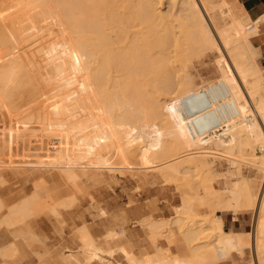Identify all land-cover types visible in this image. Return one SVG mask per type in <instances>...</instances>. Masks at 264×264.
Returning <instances> with one entry per match:
<instances>
[{
	"label": "bare ground",
	"instance_id": "6f19581e",
	"mask_svg": "<svg viewBox=\"0 0 264 264\" xmlns=\"http://www.w3.org/2000/svg\"><path fill=\"white\" fill-rule=\"evenodd\" d=\"M202 14L197 0H0V119L10 122V127L16 120L21 129L32 120L53 127V131L76 127L81 136L72 142L61 139L66 146H58L53 161L69 180L80 177L76 168L85 159L87 168L95 164L106 168L113 155L122 161L123 168L131 166L136 155L140 156L139 164L149 168L151 163L167 160L162 163L167 165L162 166L163 173L172 178L187 170L210 173L209 158L214 155L238 162L249 157L264 174V75L256 64L259 50L246 34L243 20H234L230 28L218 32L234 67L231 60L223 63L225 71L220 79L201 89L191 88L189 72L183 73L186 69L180 66V73L178 64L176 68L172 64L178 53L194 49L207 52L214 46ZM150 124H156L159 131L154 142L146 136L151 144L144 148L146 128L141 132L140 127ZM10 127L8 131L15 130ZM12 137L3 140L0 136V148L12 151L16 146L17 151H30L32 144ZM256 146L262 154L255 153ZM39 150L36 145L31 151ZM39 157L37 165H43V156ZM250 183L235 182L236 190L231 191L236 202L232 199V205L219 204L216 198L221 194L215 196L214 190L206 201L240 213L258 206L254 245L262 264L264 197L256 194V186L252 188ZM206 186L208 191L212 189ZM38 198L35 191L16 207L30 211L35 202L37 207ZM214 219L202 221L205 236L199 237L204 231L194 225L183 231L185 240L193 243L192 256L208 259L209 264L225 262L234 251L243 256L250 245L245 238L248 234L226 232L223 219ZM11 220L19 222L21 218ZM207 237L213 242L202 240ZM88 245L95 247L90 235ZM123 250L131 264L153 263L132 256L127 248ZM159 256L155 264H171Z\"/></svg>",
	"mask_w": 264,
	"mask_h": 264
},
{
	"label": "rangeland",
	"instance_id": "374dc122",
	"mask_svg": "<svg viewBox=\"0 0 264 264\" xmlns=\"http://www.w3.org/2000/svg\"><path fill=\"white\" fill-rule=\"evenodd\" d=\"M197 1L201 12H203L202 15L205 17V23L212 31L214 46L210 47L212 49H207V52L200 50L198 51L199 54L197 51L195 52L198 49H194L191 53L185 51L188 53L187 55L183 52V54L178 53L172 58L174 67L178 64V67H175L177 71L180 72L178 69L181 66L186 69L183 73L189 72L188 75L191 78L189 87L192 85L191 88L201 89L206 84L209 85V82L220 79L223 71H225L223 67L225 64L223 63L229 62L231 60L229 57L231 56H229L228 52H225L227 50L225 46H222L224 43L219 40L221 36L218 32L219 30H225L226 27L230 28L234 20H243L246 34L255 41L254 44L259 50L257 61L264 75L262 49L256 44V40L261 36L260 28L257 27L254 31H250L248 29L251 24L250 19L246 20L244 13L230 0H211L208 1L207 5L203 3V0ZM224 1L228 3L231 10L224 7V5L226 6ZM231 61L229 64L231 63L230 65L232 66L233 61ZM180 69L182 70V68ZM234 72L237 73L236 71ZM236 76L247 95L248 93L242 81L237 74ZM262 93L264 94V90H262ZM248 95L247 98L252 103ZM164 110L166 111V107ZM32 121L34 122L31 123ZM32 121H30V125L28 124L29 127L26 126L21 129L22 124L20 126L16 120L11 122L10 127L8 126L10 122L4 123L0 119V136L3 140L14 136L16 138L14 139L15 141L17 139H19V142L26 140L27 144H32L29 148L30 151L22 150L21 148L17 151L16 146H13L14 149L12 151L0 148V264H131L130 259L128 258V260L122 254L121 250L123 248L125 250L127 248L132 256L136 255L135 257L146 259V261L150 259L149 261L154 264L155 261H160L156 260L158 255H161L158 259L167 260L171 264L175 263V261L177 262L176 264H209L208 259L201 257V259H197L192 256L193 243H188L185 240L183 231L190 229L194 225L193 228H197L202 232L205 227L202 221L208 218H216L214 220L217 221L218 217L223 219L226 231L236 233L250 232L248 234L250 237L247 235L250 240L247 236L245 237L248 244L250 242V245L243 256L234 251L231 254L232 257L225 262H214L212 264L260 263L254 245V226L259 215L258 206L252 210H249L250 207H248L241 213L234 210L226 211V209L221 207L228 203L234 204L233 191L236 190L235 182H238L239 185L244 180L251 182L252 188L256 186L254 189L255 192L257 191L256 194L261 198L264 197V174L258 169L259 166L254 160L248 157V159L238 162L237 160L233 161L231 158H226V156L218 155V157L216 155V157L214 155V157L209 158L212 165V173L194 172L185 169L184 171L187 170L188 172L180 173L178 176L176 174L177 178H172L163 173L164 168L162 166L164 164L162 163L167 160L151 163L153 165L150 164L151 167L149 168V165L144 167L145 164H139L140 156L136 155L131 159L132 163L129 166L131 168H123L122 161L113 155L107 165L109 167L106 168H100L99 166L101 165L96 164L87 168L89 163L85 159L86 161L84 160L76 168L80 177L76 180H69L63 175L62 168L55 166L53 162L56 159L55 152H57L58 146V149H62L64 145L66 146V143H64L65 139H61L66 138V140L69 139L72 142L79 137V134L81 136V132L74 127L67 131H62L59 128L57 129L59 133H57L56 129V131H53V127L46 128L42 123L40 125V121ZM155 125H146L148 128L140 127V130L142 129L141 132H144L146 128L143 133L146 139L142 136L144 138L143 143L145 144L146 141L148 143L143 144L144 148L157 138L156 131L159 130ZM8 127L15 130L10 132L7 129ZM158 128L163 131L160 127ZM51 132H55L54 137ZM67 132L66 137L64 134ZM146 132L147 134L149 132V134L146 135ZM56 133L57 135H55ZM150 134L152 135L150 136ZM59 135L60 137L58 138ZM146 136H149V140L152 138L150 142ZM167 137L168 135L165 136V138ZM20 139L22 140L20 141ZM62 141L63 144L61 143ZM36 145L37 147L39 145L40 150L38 152L31 151L33 146L35 147ZM258 146H256L255 153L262 154ZM34 152L38 154L35 153V155ZM41 155L45 163L37 165V161L41 160L39 157ZM44 164H46V167ZM158 164L161 166H158ZM40 166H43V168ZM165 166L167 165L165 164L163 167ZM93 172H105L115 177H108L100 182L86 180ZM208 184L212 186L211 192L208 191L209 186L208 188L206 186ZM8 185L13 188V191L19 190V192L12 195V212L8 216V222H6L5 217L9 213L7 206L9 194L5 188ZM26 188H28V195L26 194ZM35 191L38 192L40 198V203L37 201L38 205H36L37 207L41 205L40 208L35 206L36 202L34 206H31L33 208L30 211H24L22 208L16 207ZM212 191L215 196L221 194V198H216V200L220 201L219 204H222L219 206L220 208L216 207V204L210 206L206 201L207 197H209L208 194L211 196ZM59 202H63L64 205L62 206V203L60 204ZM56 203L60 204V206H57ZM50 205L55 207L53 208L54 211L50 209ZM10 218L13 220L21 218V220L12 223ZM176 219L181 221H176ZM37 221H43L44 224L32 227L31 222L35 223ZM180 224H182L181 228H179ZM8 225L14 228V239L24 238L28 240L19 242L12 247L6 240V237H11V230H9ZM206 234L207 231H204L199 237ZM89 235L94 240V246L99 248V250L88 245ZM130 235L134 236L131 241L129 239ZM202 240L208 241L207 243L213 242L210 237ZM137 241H141L142 245L134 243ZM159 250L161 253H159ZM111 251L113 252L110 253ZM95 252L97 255H95ZM262 264H264V261Z\"/></svg>",
	"mask_w": 264,
	"mask_h": 264
},
{
	"label": "crops",
	"instance_id": "0c3cea01",
	"mask_svg": "<svg viewBox=\"0 0 264 264\" xmlns=\"http://www.w3.org/2000/svg\"><path fill=\"white\" fill-rule=\"evenodd\" d=\"M230 1L235 3L240 8V10L244 13V16L247 17L248 19H250L251 24L255 25V28L253 30H255L257 27L260 28L261 36H260V38H258L256 40V44L258 47H260L262 49V53H263V57H264V0H230ZM251 41L253 42V44L255 43V41H253L252 39H251ZM254 46H255V44H254ZM256 64L259 66L257 59H256ZM108 177H115V176L111 175V174L101 173V172H93L88 178H86V180H92V181L100 182L101 180H105ZM5 190L9 194L8 205H7L8 209H9V213L5 217V221L8 222V216H10V213L12 212V204H13L12 203V200H13L12 195L15 194L16 192H19V190L13 191V188L9 185H8V187L5 188ZM25 190H26V194L28 195V188H26ZM114 222H116V221L114 220ZM43 224H44L43 221H37L35 223L31 222L32 227L34 225H43ZM8 228H9V230H11V237H6V240L10 243V245L12 247H14L19 242H25L28 240V239H24V238L14 239V235H13L14 234V228L9 227V225H8ZM223 228H224V221H223ZM226 232L242 235V232H239V233L232 232V231H226ZM249 233L250 232H243V235L249 234ZM132 238H134V236L130 235L129 236L130 241L132 240ZM134 243H138V245H142L141 241H137Z\"/></svg>",
	"mask_w": 264,
	"mask_h": 264
},
{
	"label": "built area",
	"instance_id": "2783aa9c",
	"mask_svg": "<svg viewBox=\"0 0 264 264\" xmlns=\"http://www.w3.org/2000/svg\"><path fill=\"white\" fill-rule=\"evenodd\" d=\"M254 28H255V25H254V24H250L249 27H248V29H249L250 31H254V30H253Z\"/></svg>",
	"mask_w": 264,
	"mask_h": 264
}]
</instances>
